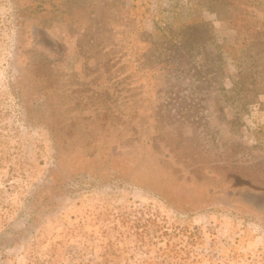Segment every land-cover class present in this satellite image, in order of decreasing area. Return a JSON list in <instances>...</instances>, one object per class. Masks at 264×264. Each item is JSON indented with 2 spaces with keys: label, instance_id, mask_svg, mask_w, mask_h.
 I'll list each match as a JSON object with an SVG mask.
<instances>
[{
  "label": "rangeland",
  "instance_id": "374dc122",
  "mask_svg": "<svg viewBox=\"0 0 264 264\" xmlns=\"http://www.w3.org/2000/svg\"><path fill=\"white\" fill-rule=\"evenodd\" d=\"M253 197L264 0H0V264H264Z\"/></svg>",
  "mask_w": 264,
  "mask_h": 264
},
{
  "label": "trees",
  "instance_id": "16d2710c",
  "mask_svg": "<svg viewBox=\"0 0 264 264\" xmlns=\"http://www.w3.org/2000/svg\"><path fill=\"white\" fill-rule=\"evenodd\" d=\"M134 213H130L128 214V216L126 217H122L121 218V223L123 225H127L128 230L125 233H122L123 236L127 235L129 238L133 237V240H135V242H139V245H141L140 243H144V237L147 235V227L148 225L151 223V218H142V214L140 215V217L133 215ZM105 233V232H104ZM164 234L161 233L160 235ZM56 247L54 245L52 246H48L46 248V252L49 256V262H41V264H54L58 259L55 257V253L53 252L54 249ZM170 253V251H168V254ZM115 256L113 253V250L111 249V246L109 245V247L107 248V246L104 247V255H102V261L101 262H96L95 260L92 259H88L86 263H84L83 260H81L78 264H109ZM29 262V261H28ZM138 264H143V263H138Z\"/></svg>",
  "mask_w": 264,
  "mask_h": 264
},
{
  "label": "flooded vegetation",
  "instance_id": "af4514ba",
  "mask_svg": "<svg viewBox=\"0 0 264 264\" xmlns=\"http://www.w3.org/2000/svg\"><path fill=\"white\" fill-rule=\"evenodd\" d=\"M48 37L44 35V33L40 31H35L32 36V43H33V51L39 54H47L42 48H45L48 44ZM55 55V53H54ZM253 201L258 204L259 207L264 206V199L261 197H253Z\"/></svg>",
  "mask_w": 264,
  "mask_h": 264
}]
</instances>
